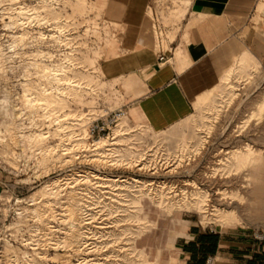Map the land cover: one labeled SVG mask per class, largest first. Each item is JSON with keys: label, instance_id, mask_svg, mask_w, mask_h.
Listing matches in <instances>:
<instances>
[{"label": "rangeland", "instance_id": "374dc122", "mask_svg": "<svg viewBox=\"0 0 264 264\" xmlns=\"http://www.w3.org/2000/svg\"><path fill=\"white\" fill-rule=\"evenodd\" d=\"M41 1L0 0V264H183L191 233L263 232L264 61L238 56L191 104L175 91L128 107L99 66L114 0ZM42 92L66 107L34 103ZM118 108L125 118L92 134Z\"/></svg>", "mask_w": 264, "mask_h": 264}, {"label": "crops", "instance_id": "0c3cea01", "mask_svg": "<svg viewBox=\"0 0 264 264\" xmlns=\"http://www.w3.org/2000/svg\"><path fill=\"white\" fill-rule=\"evenodd\" d=\"M189 1L159 36L160 10L181 0H114L113 21L119 25L111 27L114 33L101 47L99 66L128 107L172 98L175 91L191 104L238 56L248 52L264 61V25L255 21L260 0ZM172 29L177 32L170 40ZM163 53L166 60L160 61ZM204 234L215 236L214 246L205 239L203 244ZM189 236L181 247L187 255L183 264H264V245L247 230L211 228Z\"/></svg>", "mask_w": 264, "mask_h": 264}, {"label": "bare ground", "instance_id": "6f19581e", "mask_svg": "<svg viewBox=\"0 0 264 264\" xmlns=\"http://www.w3.org/2000/svg\"><path fill=\"white\" fill-rule=\"evenodd\" d=\"M68 1H70V0H68ZM81 1H83V0H80V2L79 3H83L84 4V2H81ZM41 2H43V0L41 1ZM46 2V1H45ZM78 2V1H77ZM76 2V3H77ZM75 3V4H76ZM45 3H43V5H44ZM78 4V3H77ZM42 5V4H41ZM46 5V4H45ZM48 5H49V3H48ZM82 5V4H81ZM84 6V5H83ZM40 7V6H39ZM43 8V7H42ZM46 8V7H45ZM50 8V7H49ZM52 8V7H51ZM77 8H79V7H77ZM41 9V8H40ZM39 9V10H40ZM183 9V8H182ZM185 9V8H184ZM36 10V9H35ZM42 10H44V8L42 9ZM37 11V10H36ZM45 11H46V9H45ZM183 12V11H182ZM185 12H186V9H185ZM184 12V13H185ZM184 13H181L182 15L184 14ZM194 22V21H193ZM192 23V22H191ZM8 24V23H7ZM9 24H10V22H9ZM9 24H8V26H9ZM11 25V24H10ZM16 37V36H15ZM21 38V37H20ZM238 62H240V64L242 65V66H248V65H250V63H253V64H256V63H258V61L255 59V57L252 55V54H250V53H248V52H245V54H243L240 58H238ZM41 67H45L44 69H46V66H41ZM40 67V68H41ZM54 67H52L51 69H53ZM249 68V67H248ZM43 69V68H42ZM50 69V68H49ZM252 69V68H251ZM40 70V69H39ZM57 70V69H56ZM58 70H59V68H58ZM61 70H63V69H61ZM50 71H52V70H49L48 72H50ZM246 71V70H245ZM46 72V71H45ZM53 72H54V70H53ZM38 73H39V71H38ZM41 73V72H40ZM55 73L56 74H58V72H56L55 71ZM54 74V73H53ZM41 75V74H40ZM55 75V74H54ZM74 78V77H73ZM73 78L71 79V80H73ZM76 78V77H75ZM78 78V77H77ZM83 78V77H82ZM88 79V78H87ZM69 80H70V78H69ZM84 79H82L81 80V82L83 83L84 81H83ZM85 81L87 82V80L85 79ZM73 82H76V80H73ZM79 82V81H78ZM85 83V82H84ZM88 83V82H87ZM67 87H69V86H67ZM67 87H66V90H67ZM73 88V87H72ZM45 89V88H44ZM48 89V88H47ZM60 89H62V88H60ZM65 89V88H64ZM74 89V88H73ZM73 89H69V90H73ZM29 90V87H28V89H27V91ZM42 90V89H41ZM52 90V89H51ZM69 90H67V93L69 92ZM76 91H77V89H75ZM40 91V90H39ZM48 91H49V89H48ZM47 91V92H48ZM62 91H64V90H62ZM29 92H30V90H29ZM51 92V91H50ZM60 92V91H59ZM31 93V92H30ZM37 93H40V92H37ZM43 93V92H42ZM61 93V92H60ZM49 94V93H48ZM63 93H61V95H62ZM68 94H71V93H68ZM72 94H75L74 92H72ZM27 95V94H26ZM34 95H36V94H34ZM39 95H41V94H39ZM38 95V96H39ZM43 95H44V93H43ZM53 95V94H52ZM57 95V94H56ZM67 95V94H66ZM65 95V96H66ZM30 96V95H29ZM42 96V95H41ZM34 97V96H33ZM35 99H33V101H35L34 103H36V102H40V105L41 104H43L44 105V107H45V109L46 110H51L52 111V109H53V111H54V108H56V109H58V107H60L61 108V106H65V99L64 98H61V97H58V95H57V97H53V96H50V94L49 95H47V93H46V95H44V96H42V97H40V98H37V96L36 97H34ZM37 98V99H36ZM262 98V97H261ZM32 101V102H33ZM258 103V102H257ZM66 107V106H65ZM59 108V109H60ZM64 108V107H63ZM258 108L260 109V110H262V108H264V97H263V100L261 101V103H258ZM256 109V108H255ZM50 111V115H51V112ZM56 112V111H55ZM57 112H59V111H57ZM56 112V113H57ZM124 125V124H123ZM121 127V126H120ZM125 128V127H124ZM82 130V129H81ZM119 130V129H118ZM123 130V129H122ZM84 131V130H83ZM117 131V130H116ZM117 132H119V131H117ZM121 132V131H120ZM118 134V133H117ZM79 135V134H78ZM82 135H84V134H82ZM120 135V134H119ZM79 136H81V135H79ZM82 142V141H81ZM71 146V145H70ZM245 146H247V145H245ZM70 148V147H69ZM247 148V147H246ZM251 148V147H250ZM244 149V148H243ZM236 150V149H235ZM245 151V150H244ZM253 151V150H252ZM254 152V151H253ZM244 153V152H243ZM242 154V153H241ZM254 154V153H253ZM233 155V154H232ZM237 156V155H236ZM250 156H252V152L251 151H247L246 153H244L243 154V157L242 158H240L239 160H240V162H245V161H247L248 159L250 160ZM235 158V157H234ZM253 158V157H252ZM234 160V159H233ZM238 161V160H237ZM252 161V160H251ZM248 163V162H247ZM249 163H250V161H249ZM238 164V163H237ZM245 165H246V163H245ZM57 179V178H56ZM139 182V181H138ZM142 182V181H141ZM144 182V181H143ZM54 183V182H53ZM56 185V184H55ZM58 186V185H57ZM49 187V186H48ZM59 187V186H58ZM50 190V189H49ZM40 191V190H39ZM39 191H37V192H39ZM51 191H53V190H51ZM58 191V190H57ZM258 191V190H257ZM44 192V191H43ZM49 192V191H48ZM56 192V191H55ZM54 192V193H55ZM47 193V192H46ZM51 193H53V192H51ZM53 193V194H54ZM39 195V194H38ZM51 195V194H50ZM46 196V195H45ZM43 197H44V195H43ZM195 197H196V195H195ZM194 197V198H195ZM35 198V197H34ZM199 198V197H198ZM37 199V198H36ZM35 199V200H36ZM207 199V198H206ZM39 200V199H38ZM208 200V199H207ZM34 201V200H33ZM205 202V201H204ZM192 203V202H191ZM190 203V204H191ZM203 204V203H202ZM193 206V205H192ZM203 206V205H202ZM207 206V205H206ZM213 208V207H212ZM215 208V207H214ZM206 210H207V208H206ZM223 210V209H222ZM228 210V209H227ZM208 212V211H207ZM204 213V212H203ZM210 213V212H209ZM214 213V212H213ZM212 213V214H213ZM220 213H222V212H220ZM219 213V214H220ZM223 217L224 218H226L227 220H236V218H235V215H234V213H233V211L231 210V211H224L223 212ZM211 216V215H210ZM215 216V215H214ZM207 219H209V218H207ZM218 219V218H217ZM221 219V218H220ZM212 220V219H211ZM223 220V219H222ZM238 220V219H237ZM209 221V220H208ZM226 222V221H225Z\"/></svg>", "mask_w": 264, "mask_h": 264}, {"label": "built area", "instance_id": "2783aa9c", "mask_svg": "<svg viewBox=\"0 0 264 264\" xmlns=\"http://www.w3.org/2000/svg\"><path fill=\"white\" fill-rule=\"evenodd\" d=\"M156 30L159 34V36H164V34H166L167 29L165 28L164 24L162 23V21H157L156 23ZM160 61H164L166 60V56L163 53L160 58ZM127 114V111L125 108H118L116 110L111 111L106 120L104 122H100V123H93L91 125V132L92 134L98 133L99 135L102 133V135L108 134V132L115 126L118 125V122L120 120H122L123 118H125ZM254 238L256 240H259L260 242L263 243L264 245V231L263 232H259L256 231L253 233Z\"/></svg>", "mask_w": 264, "mask_h": 264}, {"label": "trees", "instance_id": "16d2710c", "mask_svg": "<svg viewBox=\"0 0 264 264\" xmlns=\"http://www.w3.org/2000/svg\"><path fill=\"white\" fill-rule=\"evenodd\" d=\"M214 235H212V234H204L203 236H202V242H203V244H204V239L206 240L205 242H208L210 245H213L214 246Z\"/></svg>", "mask_w": 264, "mask_h": 264}]
</instances>
